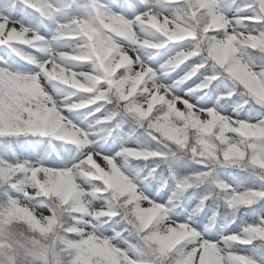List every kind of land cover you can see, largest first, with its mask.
<instances>
[{"label":"snow or ice","instance_id":"1","mask_svg":"<svg viewBox=\"0 0 264 264\" xmlns=\"http://www.w3.org/2000/svg\"><path fill=\"white\" fill-rule=\"evenodd\" d=\"M0 142V264H264V0H0Z\"/></svg>","mask_w":264,"mask_h":264},{"label":"rangeland","instance_id":"2","mask_svg":"<svg viewBox=\"0 0 264 264\" xmlns=\"http://www.w3.org/2000/svg\"><path fill=\"white\" fill-rule=\"evenodd\" d=\"M129 131H130V126L125 124L124 133H129ZM142 131L143 130H139L135 135L131 137V139L134 141L137 137H139V133ZM0 146H2V142H0ZM107 146H108L107 144L104 145L105 148ZM185 160L187 161V166L192 167V168L199 167V165L194 164L191 160H187V158H185ZM217 172L220 178L234 185L239 190H244L252 186H255V187L261 186V182L255 176L251 175L249 172L242 171L239 167H222V168H218ZM183 174L186 175L187 173H183ZM165 175H167V173H165ZM169 183H170V188H171L172 187L171 181ZM156 186L159 187V184L157 183ZM209 187L210 185L204 184L199 187L193 188L192 190L189 191V193H187L185 197L186 199L189 197H192L191 207H195V205L199 202L200 197L205 195V193L209 190ZM170 188L165 189V192L168 193V195H171ZM161 195L164 197L165 200L168 199V195H164V193H161ZM209 205L211 207H215V204L212 201H209ZM262 205H264V201H261L259 204L253 205L252 208L241 209L240 210L241 215L244 217L243 220H237V223L232 225V228L229 230L230 231L238 230L237 225H241L242 223H246V222H255L256 220H258V215L253 212V209H258ZM211 207H206L204 210L209 216L211 215ZM176 211H179V209H177ZM245 213H247L248 215H244ZM201 215H203V213ZM207 222L208 221L205 220V223ZM223 223H224V220L223 218H221L217 222L216 228H214L213 231H216L217 229H219Z\"/></svg>","mask_w":264,"mask_h":264}]
</instances>
